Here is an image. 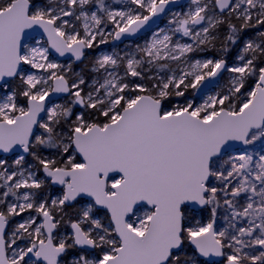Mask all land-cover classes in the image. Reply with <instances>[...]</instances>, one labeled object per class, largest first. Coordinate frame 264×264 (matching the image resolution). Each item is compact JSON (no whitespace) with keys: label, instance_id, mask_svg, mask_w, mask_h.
<instances>
[{"label":"snow or ice","instance_id":"obj_1","mask_svg":"<svg viewBox=\"0 0 264 264\" xmlns=\"http://www.w3.org/2000/svg\"><path fill=\"white\" fill-rule=\"evenodd\" d=\"M114 3L0 0V264H264V0Z\"/></svg>","mask_w":264,"mask_h":264},{"label":"rangeland","instance_id":"obj_2","mask_svg":"<svg viewBox=\"0 0 264 264\" xmlns=\"http://www.w3.org/2000/svg\"><path fill=\"white\" fill-rule=\"evenodd\" d=\"M108 2L110 4H112L113 7H120V6H122V5H116L114 3V0H108ZM190 3H191V0L189 2H187L185 5H183V6L179 7V8L174 9L173 11H177V12H181V13L182 12H185V11H187V8L190 5ZM170 17H171V13H169L167 15V17L165 18V20L163 21V23L160 26L161 27H168V20L170 19ZM37 40H39L40 43H44L46 41L45 38H36V39L31 40L26 46H28V47L39 46L37 44ZM134 43H143V40L142 39H138V40L126 42L123 45H117V46H113L110 43V44H107V45H102L100 49H89V50H87V53H86V56H88L89 58L86 59V61L83 64H80V65L75 64V62H73V60L66 61V62H61L57 58H55L51 54V52H50V55H49V59L50 60H54V61L59 62V63H64V64L71 63L72 64V67L78 71L82 67H85L86 64L90 65L91 57H94L95 55H97L100 52L101 49H103L104 51L116 50V51L121 52V54H123L125 51H131L132 50V47L131 46ZM194 55L197 58H201V57H204V56H212L214 54L211 53V52H207V53H196ZM233 56L232 57H229L230 63L232 62ZM84 75H85L86 80H89V81L91 80L92 73H90L87 70H85ZM228 78H229L228 77V74L226 73L225 74V77L219 82V84L217 85V87L213 91H211L208 95L215 94L216 92H219L223 88H225L227 86ZM18 87H19V81H16L15 80V81H12V82L9 83L8 90L9 91H12L14 89H17ZM206 98H207V95L204 98H202V99H199L198 97H196L197 102H200L201 100L206 99ZM67 100H68V97H65V98H63V99H61V100H59V101H57L55 103L65 104L67 102ZM261 146H264V143H261V142L257 141L254 145H248L247 148H246V150L249 151V152H252V153H260L258 149ZM42 152H43L44 155H51L52 154V150H42ZM232 154L233 155H238L239 152H233ZM9 159H11V158H9ZM29 165H35V161L31 162L29 160V157H25V167H28ZM40 175L42 176L43 173H40ZM40 191H41V194L42 195L43 194H51L52 196H55V195H59L60 194L61 189H60V187L46 186L44 189H42ZM100 214L103 215L104 213L101 212ZM24 215L26 216L27 214H24ZM201 218L206 221L207 218H208V213L206 211L205 212H202L201 213ZM19 219H20V217H16L15 218L16 221H18ZM224 223L225 222H224L223 218L218 216V224L221 227H223L224 226ZM58 231L61 232L62 234H66L67 232L70 231V229H68L65 225H61V227L58 229ZM201 264H203V261L202 260H201Z\"/></svg>","mask_w":264,"mask_h":264},{"label":"water","instance_id":"obj_3","mask_svg":"<svg viewBox=\"0 0 264 264\" xmlns=\"http://www.w3.org/2000/svg\"><path fill=\"white\" fill-rule=\"evenodd\" d=\"M189 1H190V0H178V3L169 5V8L172 9V10H174V9H176V8H179V7L183 6V5H185V4H186L187 2H189ZM169 13H170V12L166 9L165 14H163L161 18H159V19L154 18V20H156V23L159 24V26H160V25L162 24L163 20L167 17V15H168ZM151 23H152V22L150 21V24H151ZM153 27H156V25L153 24ZM34 37H35V39H36V38H45V39H46V36L43 34V31H42L41 29H38V28H37V29H31V30H26V37H25L24 43L27 45L32 39H34ZM134 40H138V39H137V38H129V39L124 40L123 42H116L115 44H113V46L123 45V44L126 43V42L134 41ZM86 52H87V50H86ZM51 54H52L55 58H57L59 61H61V62H66V61H69V60H73V58L70 57V56L60 57L57 53L54 52V50L51 51ZM75 64L79 65V64H82V63H80V62H75ZM225 74H226V73H225ZM225 74H222V76H220V77H218V78H215V79H214L213 81H211V82H208V83L206 84V87L204 88V90H203L200 94H198L197 97H198L199 99H202V98H204L206 95H208L211 91H213L214 88L218 85V83L224 78ZM12 81H15V80H11V81H9V83L12 82ZM65 97H67L66 94H54V95H53L52 97H50L49 99H50L51 101H53V102H57V101H59V100L65 98ZM41 115L44 116L43 113H42ZM246 148H247V146L242 145V144H240L239 142H236V143L234 144L233 148L231 149V151H232V153H233V152H237V149L244 150V149H246ZM15 151H16V154H17V155L23 154L22 151H21L20 149H17V150H15ZM0 155H4V156H7L8 158H12V154H0ZM24 155H25V157H28V156H29V155H27V154H24ZM78 158H79V159H82V158H80V157H78ZM54 187H59V186H54ZM88 199H90V198H88ZM102 212H103V211H102ZM212 259H214V260H219L220 258H212ZM201 260L203 261V258H201Z\"/></svg>","mask_w":264,"mask_h":264},{"label":"trees","instance_id":"obj_4","mask_svg":"<svg viewBox=\"0 0 264 264\" xmlns=\"http://www.w3.org/2000/svg\"><path fill=\"white\" fill-rule=\"evenodd\" d=\"M222 31H223V29H222ZM234 55V53H230L229 54V57H232ZM29 160L31 161V162H33L34 160H33V158L31 157V156H29ZM36 163V162H35Z\"/></svg>","mask_w":264,"mask_h":264},{"label":"bare ground","instance_id":"obj_5","mask_svg":"<svg viewBox=\"0 0 264 264\" xmlns=\"http://www.w3.org/2000/svg\"><path fill=\"white\" fill-rule=\"evenodd\" d=\"M218 84H219V83H218ZM216 87H217V86H216ZM216 87H215V88H216ZM215 88H214V89H215ZM258 150H259V152H261L262 150H264V146H261Z\"/></svg>","mask_w":264,"mask_h":264}]
</instances>
